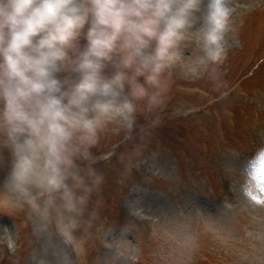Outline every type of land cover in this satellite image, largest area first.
I'll use <instances>...</instances> for the list:
<instances>
[{"label": "rangeland", "instance_id": "obj_1", "mask_svg": "<svg viewBox=\"0 0 264 264\" xmlns=\"http://www.w3.org/2000/svg\"><path fill=\"white\" fill-rule=\"evenodd\" d=\"M229 5L215 78L193 35L163 102L99 132L104 181L70 244L0 198V264H264V0Z\"/></svg>", "mask_w": 264, "mask_h": 264}, {"label": "clouds", "instance_id": "obj_2", "mask_svg": "<svg viewBox=\"0 0 264 264\" xmlns=\"http://www.w3.org/2000/svg\"><path fill=\"white\" fill-rule=\"evenodd\" d=\"M231 12L229 0H0V198L34 205L70 244L104 181L99 132L163 102L193 35L215 78Z\"/></svg>", "mask_w": 264, "mask_h": 264}, {"label": "snow or ice", "instance_id": "obj_3", "mask_svg": "<svg viewBox=\"0 0 264 264\" xmlns=\"http://www.w3.org/2000/svg\"><path fill=\"white\" fill-rule=\"evenodd\" d=\"M252 167L259 168L260 170L264 171V151L260 152L256 158V160L253 162Z\"/></svg>", "mask_w": 264, "mask_h": 264}, {"label": "trees", "instance_id": "obj_4", "mask_svg": "<svg viewBox=\"0 0 264 264\" xmlns=\"http://www.w3.org/2000/svg\"><path fill=\"white\" fill-rule=\"evenodd\" d=\"M8 264V263H7Z\"/></svg>", "mask_w": 264, "mask_h": 264}]
</instances>
